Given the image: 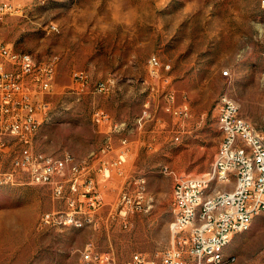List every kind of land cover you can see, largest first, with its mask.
Wrapping results in <instances>:
<instances>
[{
  "label": "rangeland",
  "instance_id": "1",
  "mask_svg": "<svg viewBox=\"0 0 264 264\" xmlns=\"http://www.w3.org/2000/svg\"><path fill=\"white\" fill-rule=\"evenodd\" d=\"M15 1L23 9L0 14V41L56 63L49 110L34 147L80 157L102 141L94 110L132 119L127 174L132 188L144 180L152 204L103 224L101 216L111 211L118 191L115 182L103 185L93 172L107 201L96 214L98 226L55 228L40 223L41 213L62 205L49 185L24 176L0 184V264H77L88 242L112 259L98 264H128L134 252L159 261L170 244L173 178L168 170L200 174L210 168L220 139V95L231 96L240 115L264 136V1ZM153 55L162 63L159 74H170L175 103H188L187 118L165 110V87L149 63ZM78 69L89 77L84 91L72 78ZM108 76L115 78L110 91H95L92 83ZM144 110L150 117L140 127L134 121ZM10 157L1 158L8 164ZM224 252L243 264H264V212L249 229L235 233Z\"/></svg>",
  "mask_w": 264,
  "mask_h": 264
},
{
  "label": "built area",
  "instance_id": "2",
  "mask_svg": "<svg viewBox=\"0 0 264 264\" xmlns=\"http://www.w3.org/2000/svg\"><path fill=\"white\" fill-rule=\"evenodd\" d=\"M22 9L15 0H0V14H15ZM50 29L57 30L52 25ZM149 63L152 73L161 78L165 87V110L187 118L189 105L175 103L170 74H159L162 63L155 55L149 58ZM164 69L169 71L170 67ZM55 71L53 59L32 58L29 52L0 41V184H15L24 176L30 183L49 185L52 196L62 205L41 213L42 225L98 226L96 214L107 201L92 173L109 178L111 167L121 173L128 140L120 138L117 161L111 162L102 157L113 150L110 137L98 150L101 156L91 152L78 157L70 151L54 155L36 149L34 138L49 110L47 94L53 90ZM227 73L223 70V74ZM72 78L81 91L90 83L82 69L74 70ZM114 83V76H108L94 81L92 86L97 92L107 93ZM148 117L150 113L144 110L134 122L141 127ZM92 119L95 124L109 123L112 134L127 127L126 122L114 121L102 108L94 110ZM217 125L220 139L207 171L189 174L168 170L173 178L170 244L161 251L159 261L134 252L128 264H228L223 261V254L233 235L249 229L253 218L264 212V136L240 115V109L230 106L227 93L219 97ZM10 153L6 164L1 157ZM206 179H214L212 191H205ZM228 182L236 183L234 194L218 190V183ZM214 192H223V199H214ZM113 206L109 215L115 218H126L133 211L146 209L144 180H137L133 188L123 187ZM111 260L88 242L77 264Z\"/></svg>",
  "mask_w": 264,
  "mask_h": 264
},
{
  "label": "crops",
  "instance_id": "3",
  "mask_svg": "<svg viewBox=\"0 0 264 264\" xmlns=\"http://www.w3.org/2000/svg\"><path fill=\"white\" fill-rule=\"evenodd\" d=\"M103 109V108H102ZM105 111H107L106 109H104ZM108 112V111H107ZM109 113V112H108ZM110 114V113H109ZM111 115V114H110ZM111 117L113 118L114 121H118V122H126L127 127L120 133H115L112 134L111 133V125L109 123H103V124H96L99 129H103L104 134L102 135V141L100 143V145L96 148L91 149L89 152H87L86 154L82 155V156H86L88 154H90L91 152H96L97 156H101V154H99V148L102 146V144L106 141L107 137H110V140L112 142L113 145V150L109 151L107 154L103 155L102 157L108 161H117V156H118V151L121 149L120 146V138L121 137H125L128 140V153H126L125 155V160L121 165V173L117 172L116 169L114 167L110 168V177L106 178L101 176V174H97V177H99L103 183V185H105L106 183H114L116 184L117 191L119 194V191L123 188V187H127L131 185V181L132 179L128 177L127 174V165L129 163L130 158L132 157L133 154V143H132V119L131 121H129L128 119L125 118H121V117H114L111 115ZM146 122V120H145ZM80 156V157H82ZM97 162V160H96ZM98 188L103 192L104 196V190L102 188H100V186H98ZM172 188H170V191H172ZM106 198V197H105ZM151 199V198H150ZM150 199H148L146 197V205H147V209H149V206H151V201ZM114 207V206H113ZM109 217H111L109 215V212L107 214H103L101 216V221L104 224L106 222V219H108ZM112 218V217H111Z\"/></svg>",
  "mask_w": 264,
  "mask_h": 264
},
{
  "label": "bare ground",
  "instance_id": "4",
  "mask_svg": "<svg viewBox=\"0 0 264 264\" xmlns=\"http://www.w3.org/2000/svg\"><path fill=\"white\" fill-rule=\"evenodd\" d=\"M52 26L56 28L55 25ZM30 56H32V58H36L32 53H30ZM164 66L171 67L169 63L165 64ZM228 102L230 106H232V108L239 109L238 103L229 95H228ZM213 189H214V179H206L205 191H212ZM218 190L226 191L227 194H234L236 191V183L235 182L218 183ZM214 199H223V192H214ZM223 261H228V264H241V262L238 261L237 257L234 254H225V252L223 254Z\"/></svg>",
  "mask_w": 264,
  "mask_h": 264
}]
</instances>
